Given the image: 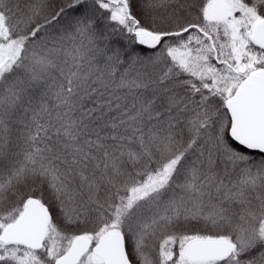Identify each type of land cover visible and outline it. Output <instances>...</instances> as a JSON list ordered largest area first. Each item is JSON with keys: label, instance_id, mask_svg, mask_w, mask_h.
I'll use <instances>...</instances> for the list:
<instances>
[{"label": "snow or ice", "instance_id": "1", "mask_svg": "<svg viewBox=\"0 0 264 264\" xmlns=\"http://www.w3.org/2000/svg\"><path fill=\"white\" fill-rule=\"evenodd\" d=\"M0 264H264V0H0Z\"/></svg>", "mask_w": 264, "mask_h": 264}]
</instances>
